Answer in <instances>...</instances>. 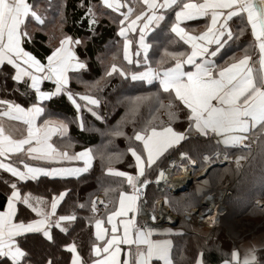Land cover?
<instances>
[{
  "label": "snow or ice",
  "instance_id": "1",
  "mask_svg": "<svg viewBox=\"0 0 264 264\" xmlns=\"http://www.w3.org/2000/svg\"><path fill=\"white\" fill-rule=\"evenodd\" d=\"M137 4L140 5L139 10ZM100 5L119 14L117 35L124 38L123 60L128 64L133 61L129 54L131 41L127 34L129 31H139L135 63L137 67L144 65L143 71L129 72L118 66L115 62L117 56L113 54L104 76L111 77L119 73L122 77L130 75L133 81H143L149 85L156 82L157 93L139 99H151L154 106L158 105L157 112L163 110L167 114L168 121L162 122L159 127L148 121L141 128H134L133 135L128 137L139 142L127 148L134 161L135 174L112 167L115 162L112 155L105 157L101 154L102 161L108 165L105 172L122 178L130 190H119L115 210L107 212V226H102L101 218L94 220L95 239L90 243L87 259L79 253L75 244L63 247L71 253L70 264H153V261L175 264L170 251L171 241L152 239L157 229L137 222L140 204L144 202V191L151 182L145 177L151 170L159 169L156 182L164 178V169L159 167L161 161L170 150L187 141L193 133L205 138L215 136L219 138L218 143L236 146L248 140L251 131L258 126L264 130V0H134L133 4L125 0H100ZM80 7L86 8L84 16L91 30L98 22L95 6L91 0L87 4L81 0ZM169 13H174L170 20ZM29 18L41 26L45 22L34 3H28L27 0H0V70L4 65L10 66L12 71L8 75L14 82L12 91L31 97L27 107L14 100L0 99V118L7 117L26 126L16 138L10 132L6 134L0 122V170L13 178L4 180L10 191L6 194L3 211H0V264H32L21 241H26L28 234H39L45 240L54 242L51 229L55 227L67 232L62 222L75 219L74 214H56L67 189L59 195L54 194L49 203L44 197L22 193L20 183L36 181L41 176L49 179L79 176L88 171L94 158L92 151L87 148L78 153L66 150L71 147L69 122L67 118L54 119V114L49 112L43 102L56 96L67 97L76 110L74 120L79 122L81 130L84 127L82 110L102 119L90 107L99 104L96 98L71 89L70 73L78 74L88 68L87 62L81 60L74 50L84 41L62 34L57 45L52 46L50 54L42 61L24 47L25 43H31L34 39L27 30ZM200 18L206 19L207 23L199 34H193L181 26L184 22ZM234 18L240 21L235 31ZM60 19L63 20L62 15ZM162 23L168 25L167 31L187 45L188 50L165 49L153 67V61L149 59L152 46L145 37ZM248 29L252 48L258 51L254 52L246 46L239 58L232 56L224 65H217L214 58L232 41H238L246 35ZM59 30L62 32V24ZM140 52L144 53L143 61L139 58ZM254 55L258 56L259 64L255 71ZM169 63L171 66H166ZM185 66L189 67L186 69ZM45 81L51 82L54 87L42 91L41 84ZM91 83L96 86L99 84L98 81ZM20 85L24 86L23 91ZM77 98L85 102L83 109ZM165 98L167 103L164 102ZM180 105L186 109L188 121V127L183 131L172 127V121L177 119L175 109ZM132 114L135 115V112ZM111 135L126 134L116 127ZM53 137L67 141L64 151L55 146ZM140 146L142 150H138ZM120 155L115 154V158L118 160ZM179 155L181 159L194 163L188 153L180 152ZM239 159L237 157V163ZM73 160H83L84 166H52ZM174 163L169 162V167L174 166ZM109 192L115 193L116 189L106 188L105 194ZM164 203H168L167 199ZM79 207L83 208L84 205ZM90 211L97 212L95 200ZM118 217L120 219L117 222ZM151 219L155 221L154 214ZM122 245L125 246L123 249ZM254 253L255 248H252L246 252L243 261H238L237 252L233 250L231 260L225 259L221 264H258ZM201 256H197L195 264H203ZM45 264H52L51 258Z\"/></svg>",
  "mask_w": 264,
  "mask_h": 264
},
{
  "label": "trees",
  "instance_id": "2",
  "mask_svg": "<svg viewBox=\"0 0 264 264\" xmlns=\"http://www.w3.org/2000/svg\"><path fill=\"white\" fill-rule=\"evenodd\" d=\"M83 2L87 4L88 0H83ZM125 2L133 4L134 0H125ZM28 3L36 5V10L44 17L45 22L41 26L29 18L27 30L33 34L34 39L31 43H25L24 47L43 61V58L50 54L52 46L57 45L62 34L74 38L79 37L83 40L84 43L74 50L81 60L87 62L88 68L81 70L78 74L70 73L72 75L71 89L74 92L87 93L96 98L99 104L90 107L102 117V119H97L91 112L82 110L81 116L84 127L81 130L79 122L74 120L76 110L67 97L56 96L43 102L44 106L54 116H63L69 122L68 135L71 138V147L66 150L74 153L78 149L89 148L94 158L88 171L79 176L64 179H49L41 176L36 181L28 180L19 185L22 193L29 192L33 196L44 197L48 202L51 201L54 194L59 195L61 191L68 190L58 205L56 213L57 215H75V219L66 226L67 232H61L53 227L51 232L54 242L45 240L39 234H28V239L22 240L21 243L29 253L32 264H45L49 258H51L52 264H69L70 252L65 250L63 246L74 243L79 253L87 259L90 243L95 239L93 224L94 220L98 218L96 215L105 213L114 207L121 188L125 191L130 190L127 183L122 182V178L114 177L105 172L108 165L106 161H102L101 154H104L105 157L112 155L115 161L112 163V167L135 174L134 161L131 154L127 152V148L135 146L139 142L130 140L128 137L133 135L134 128H141L148 121L159 127L162 122L168 121V116L163 110L157 112L156 107L158 105L154 106L151 99H139L157 93L158 84L156 82L149 85L143 81H133L130 75L122 77L119 73H115L111 77L104 76L105 68L111 63L113 54L117 56L115 62L118 66L124 67L129 72L143 71L144 69L143 64L137 67L135 63L137 55L132 58V64L123 60V41L117 35L118 13L101 6L100 0H91L95 6L94 10L98 22L90 30L88 19L84 16L86 8L80 7L81 0H28ZM61 5H63L62 10ZM136 8L139 10L140 5L137 4ZM123 10L125 11V9ZM61 15L63 16L62 21ZM61 24L62 32L59 30ZM167 28L168 25L162 23L147 36V42L152 46L149 59L153 61V67L156 66L155 60L160 58L165 49L181 51V46H183L179 45L180 41L167 31ZM245 39L246 36L244 35L238 42L241 43ZM136 47L137 45L132 41V48L135 50ZM142 54L140 52L141 61H143ZM11 71L12 69L8 65H4L0 70V99L14 100L27 106L31 97L21 96L20 93L12 91L14 82L8 75ZM80 80L88 83H80ZM96 81L99 82L98 86L92 85L91 82ZM53 87L54 85L48 81L41 84L43 90H50ZM20 89L23 91L24 86L20 85ZM32 95L34 96V93ZM77 102L82 105L83 109L85 102L78 98ZM164 102L167 103L166 98ZM133 111L135 115L132 114ZM175 111L177 119L172 121V127L177 130H184L188 127L186 109L180 105ZM116 127H120L126 135H111ZM190 139L191 137L187 141H183L177 150L183 147L184 149L192 148L202 151L210 146V144L207 145V141L192 139V142H189ZM66 143V140L57 138L55 145L64 151ZM239 151L243 154L244 159L241 167L235 170L234 174L223 171L222 174L225 175V178L221 181L217 180L215 183L221 187L223 182L227 181L233 189V194L227 201V210L220 219L219 227L213 230L207 238L202 232H195L189 227H183L188 224L182 215L184 209L191 205L193 200L196 202V198H198L193 188L187 193L166 195L168 203L164 204L178 216V223L171 234L175 264H193L198 252L202 254L205 263H216L229 255V250L233 249L236 242L264 230V210L255 204L257 198H264V133L257 137L254 150L240 148ZM190 152L193 154L194 151ZM174 153L171 150L165 159L169 160L174 156ZM115 154L122 155L117 160ZM33 163L41 162L34 161ZM69 164L71 163L62 161L57 166ZM129 165L133 166L129 167ZM222 167L224 166L222 165ZM222 167H212L208 171L210 172L208 178L211 179L212 173L222 171ZM154 176L155 169L151 170L145 178L151 180ZM11 179L7 172L0 170V210L3 209L6 194L10 191L4 180ZM106 188L116 189V192H109L106 195ZM144 192L146 208L154 209V204L160 197V193L154 189L151 182ZM96 194L102 196L104 203L96 206L97 210H102V212L92 213L90 209ZM79 205H84V207H79ZM232 238L234 239L233 243L231 242ZM259 253L263 258L264 250H260ZM257 262L260 264L262 261L258 259ZM153 264H160V262L154 261Z\"/></svg>",
  "mask_w": 264,
  "mask_h": 264
},
{
  "label": "crops",
  "instance_id": "3",
  "mask_svg": "<svg viewBox=\"0 0 264 264\" xmlns=\"http://www.w3.org/2000/svg\"><path fill=\"white\" fill-rule=\"evenodd\" d=\"M27 2H28V0H27ZM125 11H126V9H125ZM172 16H174V13L169 14V20L172 18ZM206 23H207L206 19L200 18V19H195V20H192V21L184 22V23H182L181 26L185 27L189 32H192L193 34H199L201 31L204 30ZM239 24H240V21L236 20L234 18V23H233V30L234 31L236 30V26L239 25ZM149 33L145 37L146 41H147V36L149 35ZM127 35H128V39L131 41V44L129 46V54H130V57L132 59L134 56H136V53H137L138 45H137L136 41L139 39V31L138 30L136 32L129 31ZM245 36H246V39L243 42L239 43L238 41L234 40L230 44H228L224 49H222V51L214 58L215 63L217 65H224L225 62L228 61L229 58H231L232 56H235V57L239 58L242 55V51L241 50L244 49L246 46L250 50H252L254 52L258 51V50H255V49L252 48L250 29H248L247 34ZM241 37H243V36H241ZM176 39H178V38L176 37ZM123 40H124V38H122V41ZM132 41H133V43H135L137 45L135 50L132 48ZM179 45H183V46H181V51L188 50V46L184 45L182 41H180ZM122 52H123V50H122ZM142 56H144V53L142 54ZM253 61H254V71H255L259 67L258 56L257 55L253 56ZM168 66H171V65H168ZM185 67L187 69L189 66H185ZM42 91H48V90H45V89L43 90L42 89ZM25 107H27V106H25ZM62 117L63 116H53L54 119L55 118L64 119V117L63 118ZM0 122L3 123V125H4V127L6 129V134L10 132L16 138H19L21 132L26 127V126L22 125V123L20 121L10 120L7 117L0 118ZM177 131H183V130H177ZM68 132H69V130H68ZM262 133H264V130H261L259 128V126L257 127V129H253L251 131L250 139L254 141L253 142L254 144H253V146L251 148H244L241 145L225 146L222 143H218V140H219L218 137L213 136L212 138H205V137L199 136L196 133H193L192 136H191V139H190L191 141L189 140V142H192V139L197 140V141L200 140V141H203V142L207 141V145L210 144V146H208L206 149L204 148L201 151V150L192 149V148L191 149H187V148L184 149L183 147H182V149L177 150V148L179 146H181V145H177V146H175L174 149H172V151L175 152L174 156H172L169 160L168 159L162 160L159 167L163 168L164 171L170 170L171 172H169V173H170L171 180H172V178H174L176 180V184L181 185V184L184 183L180 179V176L182 174H187L188 173L187 174L188 175L187 179L190 176L196 177L197 175H199L200 173H202L205 170V168L208 166V162L213 160V157H215L216 155H218V156L226 155V156H234V157L237 156V157H240L242 159V162H243L244 161L243 156H242L243 154L241 153V151H239V149L241 148V149H245V150H247V149L254 150V147L256 145V139ZM57 138H60V137H53V140L55 142H57ZM83 149H85V148H83ZM83 149H78L74 153H78V152L82 151ZM87 149H89V148H87ZM140 150H142V146H141ZM190 151H194L193 154H191ZM180 152L188 153V156L191 158V161H194V163H191L188 159H181L180 155H179ZM213 155H215V156H213ZM205 157H207V159H205ZM174 159H179V163L177 165H175V166L169 167V162H172ZM67 162H70L71 164L63 165L62 167H83L84 166L83 160H73V161H67ZM223 166H224V167H222L223 169L221 168L222 171L225 169L224 172H226V171L229 172L230 171V173H233V174H234V171L238 169L237 167H234L233 165H230V164H224ZM57 167H61V166L58 165ZM158 171H159V169H155V176L150 180L151 182L156 180V175L158 174ZM208 173H210V172H207L206 176L203 177V178L193 179L189 189H187L186 191L178 192V193H173L168 188L167 189H163L161 191L157 190L155 185L153 184L154 185V189H156V191L158 193H160V197L156 200V202L154 204L155 208H156V209H154L155 212H153L152 210H150L148 208L147 209L152 211V213H156V214H154L155 215V221L153 222L151 217L149 219L148 215H147V217H145V215L143 217L141 212H139L138 217H137V222L141 225L144 222H146V221H144V218H145L146 220H148L147 222H149V223H156V221H158L157 217L159 216L160 203L163 204V206L169 211V213H171L172 215H176V214L172 213V211L169 210V208L164 204V201L166 199V195L167 194L171 196V195H176V194L178 195V194H181V193H187L190 189L193 188V190L195 192V195L198 198H196V202H195V200H193L191 205H188V207H186V209H184V211H188V210L198 206L202 195L208 193L211 190L219 188L218 184H215L217 182L218 178H220V177L217 176V172L216 173H212L211 179L208 178ZM7 175H9V174L7 173ZM74 177H76V176H74ZM67 178H70V177H67ZM223 184L224 185H228L227 181L223 182ZM96 196H100L102 198V196L99 195V194H96L94 197H96ZM144 196H145V192H144ZM143 198H144L143 201H145V208H146V199H145V197H143ZM257 199H262V198H257ZM117 202H118V200L116 201L114 207L111 210H115V206H116ZM255 204H256V201H255ZM257 207H259V206H257ZM260 208H261V210H264L262 207H260ZM0 211H3V209L0 210ZM97 211L102 212V210H97ZM107 212H108V210L105 213L96 215V217H98V218L101 217L102 226H107V219H106ZM143 213L148 214L147 210H143ZM129 215H131V214H129ZM165 216H167V214ZM33 218H35L34 214H33ZM127 218L128 217H125V219H127ZM177 218H178V216H177ZM119 219H120L119 217L116 218L117 222L119 221ZM161 219H164L163 216H161ZM69 223H70L69 221H63L62 225L64 227H66L67 224H69ZM177 223H178V219H177L176 224H174V225L164 224L162 226H155L154 228L157 229V232L153 234L152 239L169 240V241H171L172 247H173V242H172L173 240H171L172 239L171 234H172V230L175 229ZM185 226H187V227L189 226V228L192 231L202 232L205 235L206 238L209 236V234L213 230H215V229H217L219 227L218 226V227H215V228H212V229L198 228L197 225H194V224H191V223H188ZM108 227H109V231H110V226H108ZM93 228H94V224H93ZM231 242L232 243L234 242L233 238L231 239ZM70 244H74V243H70ZM124 247L125 246H123V245L121 246L122 249ZM252 248H255L254 255L256 256L257 261L259 259V261H262L260 264H264V262H263L264 261L263 260L264 257L262 258V256H260V253H259L260 250H264V230L259 232V233H257V234H255V235H253V236H251V237H247V238H244V239L239 240L238 242H236V244L233 245V249L229 250L230 251L229 255L226 256V257H223L220 261H218L216 263H205L203 261V264H221V262L223 260H225V259L231 260V253H232L233 250H235L237 252L238 261H243L246 252L248 250L252 249ZM170 251H171V256L173 258L172 248H171ZM198 255H201V253L198 252ZM122 258H123V251L121 252V259ZM196 258H195L193 264H195ZM201 258H202V256H201ZM70 260H71V253H70ZM70 260H69V264H70ZM202 260H203V258H202Z\"/></svg>",
  "mask_w": 264,
  "mask_h": 264
},
{
  "label": "built area",
  "instance_id": "4",
  "mask_svg": "<svg viewBox=\"0 0 264 264\" xmlns=\"http://www.w3.org/2000/svg\"><path fill=\"white\" fill-rule=\"evenodd\" d=\"M254 141L250 139L243 141V143L241 144V146H243L244 148H251L253 146ZM215 156V155H213ZM227 157V158H226ZM174 166L177 165L179 163V159H174L173 160ZM212 162H218V163H226V164H230L233 165L234 167L240 168L242 165V159H239V162L237 163V156H226V155H221L218 156L216 155L215 157H213V160H211L210 162H208V164L212 163ZM167 171V178L165 179V181L161 184V183H157L156 180L153 181L155 187L157 190H163V189H170V191H172V187L170 186L171 183V179L169 178L170 170H166ZM212 194L215 195H222L221 201H220V207L218 209V215H217V219L214 223H207L205 222L203 219L200 218V215L198 213H203L206 214L207 212H209L210 206L207 205V203H205V200L208 199ZM233 194V189L230 185H222L221 187L211 190L208 193L204 194L199 202V205L190 209L189 211H186L183 215L184 220H186L188 223L197 225L198 228H207V229H212L215 227H218L220 225V219L222 218L223 214L226 213L227 210V201L231 198ZM96 201V206L101 205V201L102 198L100 196H96L94 197V199ZM256 205L259 207H262L264 209V198L262 199H257L256 200Z\"/></svg>",
  "mask_w": 264,
  "mask_h": 264
},
{
  "label": "bare ground",
  "instance_id": "5",
  "mask_svg": "<svg viewBox=\"0 0 264 264\" xmlns=\"http://www.w3.org/2000/svg\"><path fill=\"white\" fill-rule=\"evenodd\" d=\"M164 172H165L164 178H162L159 181V183H161V184L165 181V179L167 178V175H168L167 174V171H164ZM187 174H182L180 176V179L183 182H185L187 180V176H188ZM170 186L172 188H175V189L178 188V184H176V180L174 178H172V181L170 183ZM221 198H222V195L221 194H219V195L212 194L208 199H206L205 200V203H207V205L210 206V209H209V212H207L206 214L199 213L200 218L203 219L207 223H214L216 221V219H217L218 209L220 207ZM161 208H163V207L162 206L159 207V216L160 217L159 216L157 217L158 218V221H156V223H149L148 222L149 224H151L153 226H156V225H159L161 221H163L165 219H170L171 218V216L168 213H167V216H165L166 215V212L165 213H162V209ZM143 210H146V209L145 208L142 209V207L140 205V212H141L142 216L144 217V215H145V217H147V215H148V218L150 219V217L152 215L150 213H148V211H147L148 214L143 213ZM161 216H163L164 219H161ZM144 221H148V220H146L144 218Z\"/></svg>",
  "mask_w": 264,
  "mask_h": 264
},
{
  "label": "water",
  "instance_id": "6",
  "mask_svg": "<svg viewBox=\"0 0 264 264\" xmlns=\"http://www.w3.org/2000/svg\"><path fill=\"white\" fill-rule=\"evenodd\" d=\"M222 165H224V162H222V163H217V162H215V163H211V164H209V165L205 168V170H204L202 173H200L199 175H197L196 177H192V176H190V177H188V179H187L183 184L178 185V188H176V189H175V188H172V192H173V193H178V192L186 191L187 189H189V187H190V185H191L193 179H200V178H203V177L206 176V174H207V172H208V170H209L210 168L215 167V166H221V167H222ZM151 183H152V182H151ZM143 197H144V196H143ZM143 197H142V200H144ZM160 206H162V207L165 209V211H166V212H167L172 218H170V219H165V220L161 221L159 225H156V226H162V225H164V224H170V225H174V224H176L177 219H178L177 216H176V215H172L171 213H169V211L163 206L162 203H160ZM141 207H142V209L145 208V201L141 204ZM145 209H146V208H145ZM146 210L148 211V213H150L151 215H153V213H152L150 210H148V209H146ZM143 224H147L149 227H155V226L149 224L147 221L144 222ZM143 224H141V225H143Z\"/></svg>",
  "mask_w": 264,
  "mask_h": 264
},
{
  "label": "rangeland",
  "instance_id": "7",
  "mask_svg": "<svg viewBox=\"0 0 264 264\" xmlns=\"http://www.w3.org/2000/svg\"><path fill=\"white\" fill-rule=\"evenodd\" d=\"M226 169H227V168H226ZM224 170H225V169H224ZM224 170H223V171H224ZM223 171H219V172H217V176L220 177V178H218V181H221V180H223V179L225 178V175L222 174ZM226 172H227V171H226ZM229 172H230V171H229ZM202 196H203V195H202ZM144 197H145V196H144ZM226 204H227V203H226ZM146 209H147V208H146ZM148 209H150V210H152V211L154 212V209H156V208L154 207V209H153V208L149 207ZM161 209H162V213H165V212H166L164 208H161ZM152 211H151V212H152ZM185 212H186V211H184L183 214H184ZM153 214H156V213H153ZM166 214H167V212H166ZM183 214H182V215H183ZM198 214H199V213H198ZM180 216H181V215H180ZM182 226H183V225H182ZM183 227L187 228V226H185V225H184ZM188 227H189V226H188ZM188 229H189V228H188Z\"/></svg>",
  "mask_w": 264,
  "mask_h": 264
}]
</instances>
